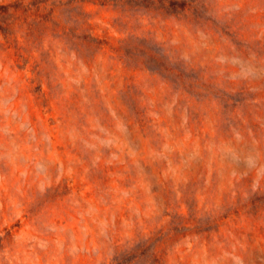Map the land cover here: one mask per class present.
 Listing matches in <instances>:
<instances>
[{
	"label": "rangeland",
	"instance_id": "1",
	"mask_svg": "<svg viewBox=\"0 0 264 264\" xmlns=\"http://www.w3.org/2000/svg\"><path fill=\"white\" fill-rule=\"evenodd\" d=\"M0 264H264V0H0Z\"/></svg>",
	"mask_w": 264,
	"mask_h": 264
}]
</instances>
